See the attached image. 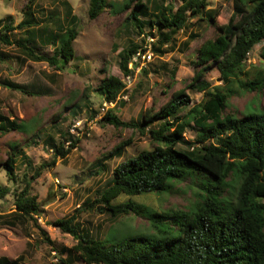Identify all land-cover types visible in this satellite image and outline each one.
I'll use <instances>...</instances> for the list:
<instances>
[{
    "label": "trees",
    "instance_id": "16d2710c",
    "mask_svg": "<svg viewBox=\"0 0 264 264\" xmlns=\"http://www.w3.org/2000/svg\"><path fill=\"white\" fill-rule=\"evenodd\" d=\"M180 1L177 9L159 0H125L121 4L122 10L133 5L139 8V12L133 11L128 19L135 22L140 32L146 25L156 30L152 38L158 37V40L151 46L158 54L165 53L163 47L173 42V34L187 27L188 13L198 17L197 21L207 20L202 17L207 15L217 35L198 48L192 80L174 91L159 109H144L134 121L121 120L115 107L103 113V123L115 128H132L142 136L148 133L153 145L150 150H142L121 161L113 171L108 188L99 197L84 201L76 215L54 222L77 240L65 251L68 256L60 259L62 264H73L75 260L82 264H264V108L262 112H255L252 104L242 117L226 113L233 96L242 91L264 90V71L258 70L252 77L245 71L249 53L264 41V0H233L234 13L225 24L216 21L219 10L209 9V0ZM54 2L64 7L63 17L58 11L40 20L36 16L37 0H29L23 9L24 18L18 24L13 16L1 20L0 44L15 45L33 61L46 62L59 70L66 68L75 57L79 18L73 13L70 1ZM147 2H151L153 11L152 17L144 20L142 17L150 13ZM108 7L117 10L110 0H90L89 18L97 19ZM18 29L23 36L17 38L13 34ZM39 42L42 46H52L53 53L41 52ZM146 45L132 44L119 52L120 68L125 76L135 72L129 63L139 49L146 50ZM186 45L189 47V41ZM261 56L264 60V46ZM8 60L0 55V63ZM212 66L217 68L222 86L213 85L205 78ZM171 74L173 79L176 70ZM3 85L30 94L21 84L6 80ZM167 86L172 88V85ZM187 89L203 92L206 98L191 106L193 100L186 93ZM126 90L124 80L113 75L103 78L97 86V91L108 103L122 104L121 96ZM76 109H81L78 103L73 111ZM30 124L0 114V134L15 131L33 135L34 128ZM190 127L198 130L195 142L185 139ZM51 130L44 139L45 147L53 152L49 163L34 166L24 149L18 143H11L4 167L9 180L18 181L22 186L15 191V213H10L14 216L12 220L25 218L37 224L35 216L40 215L42 206L33 193L34 182L47 167L51 169L56 165L58 159L67 162L82 139L81 136L75 138L60 125H53ZM35 134L40 135L42 131ZM31 138L36 142L37 138ZM131 144V137L121 141L103 158L122 157ZM19 160L26 166L22 175L17 173ZM103 160L94 163L96 174L101 168L105 169ZM196 175L202 178V182H198L199 201L189 209L160 211L132 201L114 203L123 194L171 192L176 182L182 183ZM11 191V187L0 183L1 199ZM94 208L107 213L113 223L133 213L146 216L155 232L151 236L103 240L78 224L80 213ZM0 264H19V260L1 257Z\"/></svg>",
    "mask_w": 264,
    "mask_h": 264
},
{
    "label": "rangeland",
    "instance_id": "374dc122",
    "mask_svg": "<svg viewBox=\"0 0 264 264\" xmlns=\"http://www.w3.org/2000/svg\"><path fill=\"white\" fill-rule=\"evenodd\" d=\"M28 1L0 0V21L13 16L15 24H18L24 18L23 9ZM68 1L73 6V13L79 18V35L74 42L75 57L66 68L59 70L46 62L33 61L15 45L0 44V55L9 59L0 63V114L31 123L30 126L34 128L33 135L15 131L0 134V183L12 189L5 198H0V258L6 257L11 261L18 259L19 264H62L60 259H67L68 256L65 251L71 249L77 240L54 222L76 215V210L84 201L99 197L102 191L108 188L113 171L121 161L152 148L153 142L148 133L142 136L132 128H115L102 122L106 101L97 91L100 81L109 75L124 80L127 90L121 96L123 103L115 102L114 106L110 107H115L114 110L121 120L134 121L144 109H159L174 91L192 80L198 48L203 42L217 35V29L209 23L207 15H202L207 20L197 21L198 17H191L188 13L190 19L187 27L173 34V42L163 47L165 53L158 54L152 50L154 57L151 62L138 66L132 75L125 76L120 68L119 52L132 44L143 46L154 43L153 41L158 40V37L152 38V33L156 35V30H151V27L146 25L140 32L135 22L128 19L133 11L139 12V8L133 5L127 10H122L121 4L125 0H110L117 10L108 7L95 20H91L88 15L90 0ZM159 1L173 4L175 9L181 4L180 0ZM209 2V9L219 10L216 21L219 24L227 23L234 13L233 0ZM37 3L36 16L40 20L58 11L62 17L64 15L61 3L54 0H37ZM146 5L150 13L142 17L144 20L152 17L153 11L151 2ZM21 32L22 30L18 29L13 36L22 37ZM192 33L197 36L191 38ZM187 41L189 47L186 45ZM38 45L41 52L50 55L53 53L52 46H42L40 42ZM263 46L264 41L256 45L248 55L245 71L250 73V77L258 70L264 71V60L261 56ZM172 70H176L173 79ZM205 78L212 81L213 85H223L215 66L210 67ZM6 80L25 86L30 94L7 88L3 85ZM168 84L172 85L171 89ZM186 93L193 100L191 106L206 98L203 92L192 89H187ZM76 103L81 109H76L75 112L73 107ZM252 104L253 111H263L264 90L242 91L233 96L226 113L242 117ZM186 111L188 109L184 113ZM32 120H36V123ZM77 122L74 137H82L78 148L72 150L67 162L58 159L51 169L47 167L33 184V193L37 195L42 206L40 215L35 216L37 224L25 218L12 220L14 216L10 215L15 213V191L22 186L18 181L9 180L4 167L8 152L11 151V143H18L34 166L49 163L53 159V152L45 147V136L52 132L53 125H60L61 129L70 131L72 125ZM40 130L42 134H35ZM31 137L37 138L36 142L32 141ZM130 137L133 144L126 147L122 157L103 158L114 151L121 141ZM197 137L198 130L193 127L185 132L187 140L195 142ZM66 146H69L68 142ZM100 159H104L105 169L101 168L96 174L94 163ZM25 167L19 160L17 173L22 175ZM201 179L200 175L189 176L182 183L176 182L171 192L144 193L136 196L123 194L114 203L132 201L160 211L186 210L199 201L198 182H202ZM78 224L107 241L114 237L123 240L129 237L151 236L155 232L146 216L133 213L113 223L107 213H100L99 209L95 208L80 213ZM42 230L48 234L52 243L46 239ZM73 264L82 263L75 260Z\"/></svg>",
    "mask_w": 264,
    "mask_h": 264
},
{
    "label": "built area",
    "instance_id": "2783aa9c",
    "mask_svg": "<svg viewBox=\"0 0 264 264\" xmlns=\"http://www.w3.org/2000/svg\"><path fill=\"white\" fill-rule=\"evenodd\" d=\"M146 50H142L139 49L133 56L132 60L129 63L130 68L134 69V71L138 68V66H141L143 64H147L149 62H151L153 60L154 57V52L152 51V46L151 44H147L145 46ZM110 106H114V103H105L104 104V108L103 111L105 112L108 108H110ZM78 127V122L74 123L72 125V128L70 129V131L72 132V134H75V131ZM78 132H80V130H78ZM80 133H85V132H80ZM81 136V135H78Z\"/></svg>",
    "mask_w": 264,
    "mask_h": 264
},
{
    "label": "clouds",
    "instance_id": "9594fccd",
    "mask_svg": "<svg viewBox=\"0 0 264 264\" xmlns=\"http://www.w3.org/2000/svg\"><path fill=\"white\" fill-rule=\"evenodd\" d=\"M106 103H108V102H106ZM111 108V107H110Z\"/></svg>",
    "mask_w": 264,
    "mask_h": 264
}]
</instances>
